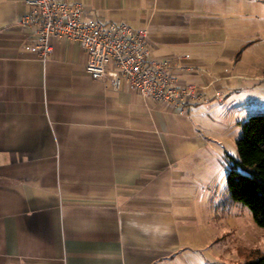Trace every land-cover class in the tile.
I'll list each match as a JSON object with an SVG mask.
<instances>
[{"label":"crops","instance_id":"1","mask_svg":"<svg viewBox=\"0 0 264 264\" xmlns=\"http://www.w3.org/2000/svg\"><path fill=\"white\" fill-rule=\"evenodd\" d=\"M60 1L147 30L152 55L187 68L174 69L179 83L208 100L183 108L127 80L116 89L89 74L87 51L67 38L53 37L43 58L20 24L27 0H0V264H173L187 172L212 149L205 112L236 76L220 65L230 27L217 17L222 3Z\"/></svg>","mask_w":264,"mask_h":264},{"label":"rangeland","instance_id":"2","mask_svg":"<svg viewBox=\"0 0 264 264\" xmlns=\"http://www.w3.org/2000/svg\"><path fill=\"white\" fill-rule=\"evenodd\" d=\"M241 1L224 6L220 0L217 17L230 26L226 62L220 65L236 76L223 81L221 99L213 97L205 112L203 133L212 149L207 146V154L187 172L183 249L173 264H252L264 258V227L247 205L232 198L227 183L243 124L264 114V0ZM224 36L219 32L220 41Z\"/></svg>","mask_w":264,"mask_h":264},{"label":"built area","instance_id":"3","mask_svg":"<svg viewBox=\"0 0 264 264\" xmlns=\"http://www.w3.org/2000/svg\"><path fill=\"white\" fill-rule=\"evenodd\" d=\"M27 4L30 9L20 24L32 29L36 38L32 50L41 57L46 58L52 52L53 37L67 38L87 51L89 74L97 79L109 78L116 89L127 80L141 94L183 108L188 103L208 100L203 87L179 83L174 69L183 66L152 55L147 30H135L125 22L87 19L80 4L67 1L27 0Z\"/></svg>","mask_w":264,"mask_h":264},{"label":"trees","instance_id":"4","mask_svg":"<svg viewBox=\"0 0 264 264\" xmlns=\"http://www.w3.org/2000/svg\"><path fill=\"white\" fill-rule=\"evenodd\" d=\"M237 148L238 159L231 157L233 167L227 176L229 192L264 227V114L251 116L243 124ZM252 264H264V258Z\"/></svg>","mask_w":264,"mask_h":264}]
</instances>
